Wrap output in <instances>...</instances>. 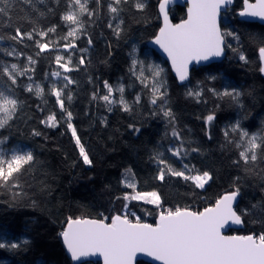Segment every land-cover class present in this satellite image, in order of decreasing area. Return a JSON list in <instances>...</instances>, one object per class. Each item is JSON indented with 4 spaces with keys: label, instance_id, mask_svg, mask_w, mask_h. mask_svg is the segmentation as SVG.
Returning a JSON list of instances; mask_svg holds the SVG:
<instances>
[{
    "label": "trees",
    "instance_id": "1",
    "mask_svg": "<svg viewBox=\"0 0 264 264\" xmlns=\"http://www.w3.org/2000/svg\"><path fill=\"white\" fill-rule=\"evenodd\" d=\"M160 1L143 0L141 10L135 7L136 0H122L119 5L114 0H83L89 10L79 16L83 28L64 39L76 27L62 18L69 11L79 13L73 0H0V8L5 9L0 12V92L19 101L14 117L0 128V138H6L8 148L29 147L34 157L17 174L19 187L0 185V243L6 245L0 248V264H75L61 235L69 218L107 217L111 222L113 216L127 212L133 221L131 213L141 222L156 223L161 211L177 207L203 211L236 188L244 225L232 232L264 233V145L255 162L246 164L239 155L246 146L241 129L264 136L259 53L264 47V24L240 19L244 0H236L221 21L223 33L233 34L225 35L226 58L194 68L190 81L181 84L167 61L148 47L161 28ZM109 5L119 11L112 13ZM171 15L176 22L185 19L186 7L176 5ZM52 28L54 32L49 31ZM70 42L74 48L65 47ZM40 43L49 48L41 51ZM57 55L64 58L59 64ZM241 55L246 59L241 60ZM69 57L72 70L65 71L60 64ZM150 57L163 66L159 77L153 75ZM4 69L15 76L14 84ZM55 72L60 75H52ZM105 82L113 88L112 103L101 98L109 95ZM154 82L166 93L155 104L151 102ZM37 86L44 89L41 95L36 94ZM53 86L63 89L66 111L52 94ZM225 90L240 95L235 100L218 95ZM197 92L199 96L194 95ZM121 95L129 111L120 103ZM165 111L172 115L165 116ZM66 112L72 113L70 121ZM52 114L56 127L45 122ZM237 122L240 128L233 131ZM69 123L76 129L75 137ZM76 137L91 164L84 163ZM176 148L181 149L180 156L174 155ZM167 166L185 175L208 172L211 179L199 188L172 175ZM161 170L163 179H159ZM131 182L135 189L127 187ZM142 191L156 192L159 207L124 198Z\"/></svg>",
    "mask_w": 264,
    "mask_h": 264
},
{
    "label": "snow or ice",
    "instance_id": "2",
    "mask_svg": "<svg viewBox=\"0 0 264 264\" xmlns=\"http://www.w3.org/2000/svg\"><path fill=\"white\" fill-rule=\"evenodd\" d=\"M7 2V0H5ZM79 6V13L69 11L62 18L70 25H76L67 32L68 37H75L77 32L83 28V23L79 16L88 12L86 3H81V0H73ZM126 2V0H123ZM171 0H162L159 5V10L163 13L164 26L160 29L158 36L155 38V44L159 45L171 59L173 68L175 69L179 80L185 81L189 75V65L193 62L199 63L206 61L210 57H219L224 51V36L233 35L231 32L222 33L219 26L220 9L232 3V0H190L187 19L179 24H172L169 20L168 5ZM116 5L122 3V0H114ZM245 8L240 13L242 17H261L264 18V0H255V3L244 0ZM135 7L143 9L145 3L143 0H136ZM112 13H117L119 9L109 5ZM4 8H0V12H4ZM89 14H91L89 12ZM111 27V25H109ZM19 31V30H17ZM54 32L55 28L49 29ZM119 34V30H117ZM41 36H46V32H41ZM31 38V33L28 34ZM16 39L17 37H12ZM89 43L91 41L89 40ZM41 51L48 49L49 44L40 43ZM66 48H74V42L65 45ZM230 47V45H228ZM86 51V50H85ZM260 57L264 59V47L259 49ZM56 62L59 64L63 57L57 55ZM241 60L246 58L241 55ZM31 61L32 58L29 57ZM34 62V61H32ZM80 63L84 60L81 57ZM137 61H133V66ZM141 64L143 62H140ZM71 58H68L67 63L60 64V67L65 71H71L69 68ZM16 69V65L11 66ZM9 78L14 84L15 76L8 72ZM162 69L155 68L153 75L159 77ZM264 73V67L260 69ZM52 75L59 76V72ZM143 76V69L140 72ZM68 83H73L70 78H66ZM215 79V77H212ZM143 82V81H142ZM67 87V84L65 85ZM105 87L108 88L109 95L101 97L105 102L112 103L110 99L113 88L105 82ZM32 87H28V91H32ZM44 89L37 86L36 94L41 95ZM52 94L56 97L61 110H64V100L61 99L63 89L52 88ZM122 94L123 86L118 88ZM166 93L161 92L160 87L153 86L152 103L155 104L157 99L163 98ZM193 95V93H189ZM194 95L199 96L197 92ZM222 96L232 97L237 99L239 93L235 90L227 91L218 94ZM71 99V96L68 97ZM139 101V97H137ZM120 103L124 105V110L129 111L128 104L123 100L121 95ZM19 106V101L11 98L0 92V128L8 125L9 121L14 117ZM67 119L70 121L71 112H66ZM165 116H171V111H165ZM213 116H208L207 120L211 122ZM50 127H56L57 121L55 114L49 115L47 121ZM68 127L72 129V135L76 136V129L71 123ZM240 128L239 122L233 128L236 131ZM242 140L246 141V146L239 153L244 163L249 161L255 162L258 159L257 150L264 145V136L259 134H249L247 131L240 130ZM39 135V133H35ZM173 135L178 136L179 133L173 132ZM227 136L228 133L225 132ZM6 138H0V185L11 184L14 187H19L16 182L17 174L25 165L31 164L34 157L32 152L28 151L24 154H19L15 149L12 150L10 158H6L3 151V145ZM77 145H80V155L83 157L85 164H91L83 145L80 144L79 137H76ZM238 144L237 147H241ZM195 151V149H194ZM174 155L180 156L181 149L176 148ZM160 163H165L161 160ZM187 169V165L184 166ZM194 170V169H193ZM167 171L172 175L184 177L185 180H191L199 188H203L211 179L208 172L195 175H185V171L174 170L171 166H167ZM164 178V171L161 170L159 179ZM127 187L135 189L134 182L127 183ZM239 194V189L236 188L233 192L224 194L213 207L205 208L201 212L190 211L187 208L181 209L177 207L175 210L167 209L158 214V223L153 226L149 223H142L140 217L135 216L129 218V213L117 214L111 218L108 223L107 217L103 219H71L67 224V229L61 233L64 244L73 260L79 261L82 257L100 255L103 257L104 264H135L137 254L144 253L150 257H154L157 261H162V264H264V233L250 235H224L222 229L229 222L241 224L243 221L241 216L233 208V202ZM126 200H144L149 204H155L159 207L160 197L156 192L140 193L134 195H125ZM19 245L11 244L10 247L16 248ZM6 245L0 243V248Z\"/></svg>",
    "mask_w": 264,
    "mask_h": 264
},
{
    "label": "water",
    "instance_id": "3",
    "mask_svg": "<svg viewBox=\"0 0 264 264\" xmlns=\"http://www.w3.org/2000/svg\"><path fill=\"white\" fill-rule=\"evenodd\" d=\"M235 1L236 0H232V3L230 5H227L225 7H222L220 9L219 26H220V30H221L222 33H223V27L221 25V21H222V18L224 16L223 13L224 12H227L230 9V7L234 6L235 5ZM161 2H162V0L159 2L158 6L160 5ZM249 2L255 3V0H249ZM176 5L186 7V16H187L188 15V8L190 7V0H171V2L168 5V9L167 10H168V15H169V20H170V22L172 24H179L182 21H184V20L187 19V17H186L185 19H182V20L177 21V22L174 20L173 16L171 15V10H172L173 7H176ZM244 8H245V4H244ZM244 8H242L241 11H239V15L244 10ZM159 15H160V17L162 19V24L160 26L162 28L164 26V20H163V13H161L160 10H159ZM240 19H243V20L249 21V22H258V23L264 24V18H261V17H251V16L242 17L240 15ZM159 31H158V33L156 34L155 37L151 38V40L148 41V47L150 49L154 50L156 53H158L159 56H160V58H162L163 60H166L167 61V63L170 66V69L173 71L175 77L177 78V80H179V77H178L175 69L172 66L170 57H168L167 53L164 52V50L159 45L155 44V38L158 36ZM226 42H227L226 41V37L224 36V45L225 46H224L223 54L221 56H219V57L213 56V57H210L208 60H206V61H200L199 63L193 62L192 64L189 65V75H188V79L185 80V81H180L179 80V83L185 84L188 81H190V78L192 76V71L194 70V68H199L202 65H211V63H213V62H222V60H224L226 58V55H227ZM262 66L264 67V59H262ZM231 192H233V191H230L228 193H231ZM240 199H241V195L238 194L237 197H236V200L233 202V208L237 212V214L241 216V219H242L243 222L241 224H234L232 222H229V224L226 225L224 229H222V232H223L224 235H227V236L239 235L237 233H233L232 232V229H238V228H240L241 226L244 225V218L242 217V215L240 214V212H238V205H239ZM214 205H211V206H208V207H213ZM188 210L194 211L192 209H188ZM196 212H201V211H197L196 210ZM83 219H96V218L89 217V218H83ZM73 220H75V219H73ZM96 220H99V219H96ZM157 221H158V219H157ZM106 222H108V221H106ZM108 223H110V222H108ZM142 223H149V224H152L153 226H155V224L158 223V222H156V223L155 222L154 223H150V222H147V221H143ZM66 229H67V227H66ZM239 236H244V235L240 234ZM63 244H64V241H63ZM64 246L66 247L65 244H64ZM66 250H67V247H66ZM67 253H68L69 257H71V255L68 252V250H67ZM91 260L100 261L101 264H104L103 257L100 256V255L89 256V257H82L79 261L73 260V262L75 264H81L82 262L91 261ZM140 260H144V261L147 260L148 262H150L152 264H162V261H157V260H155L154 257H150V256H148V255H146L144 253L137 254L135 264H137L138 261H140Z\"/></svg>",
    "mask_w": 264,
    "mask_h": 264
},
{
    "label": "rangeland",
    "instance_id": "4",
    "mask_svg": "<svg viewBox=\"0 0 264 264\" xmlns=\"http://www.w3.org/2000/svg\"><path fill=\"white\" fill-rule=\"evenodd\" d=\"M83 0H81V3H82ZM85 1V0H84ZM162 59V58H161ZM150 60H151V63H150V68H152V71L155 70V68H159V69H162L161 73L164 71L163 70V66L162 64L159 62L157 63L158 61L152 59V57H150ZM163 60V59H162ZM159 86V85H158ZM10 96V95H9ZM11 97V96H10ZM12 98V97H11ZM3 147V151L6 155V158H10V156L13 154L12 153V150L15 149L17 152H19V154H24L25 152H28L30 151L29 147H25V146H13L11 148H8L5 144L2 146ZM31 152V151H30ZM154 192V191H152ZM140 193H150V191H142Z\"/></svg>",
    "mask_w": 264,
    "mask_h": 264
}]
</instances>
